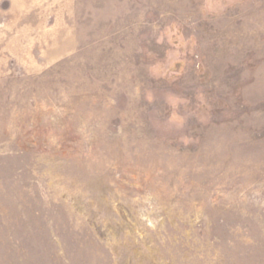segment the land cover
Returning <instances> with one entry per match:
<instances>
[{
  "label": "rangeland",
  "instance_id": "1",
  "mask_svg": "<svg viewBox=\"0 0 264 264\" xmlns=\"http://www.w3.org/2000/svg\"><path fill=\"white\" fill-rule=\"evenodd\" d=\"M0 264H264V0H0Z\"/></svg>",
  "mask_w": 264,
  "mask_h": 264
}]
</instances>
